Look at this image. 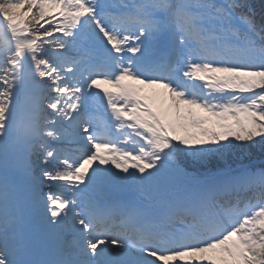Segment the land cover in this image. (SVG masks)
Here are the masks:
<instances>
[{
    "label": "snow or ice",
    "instance_id": "snow-or-ice-1",
    "mask_svg": "<svg viewBox=\"0 0 264 264\" xmlns=\"http://www.w3.org/2000/svg\"><path fill=\"white\" fill-rule=\"evenodd\" d=\"M0 264H264V0H0Z\"/></svg>",
    "mask_w": 264,
    "mask_h": 264
}]
</instances>
